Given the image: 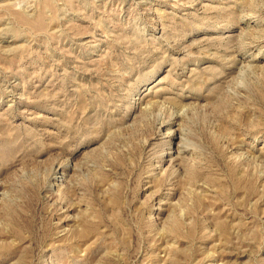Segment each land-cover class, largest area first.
I'll return each mask as SVG.
<instances>
[{"label": "rangeland", "instance_id": "obj_1", "mask_svg": "<svg viewBox=\"0 0 264 264\" xmlns=\"http://www.w3.org/2000/svg\"><path fill=\"white\" fill-rule=\"evenodd\" d=\"M0 264H264V0H0Z\"/></svg>", "mask_w": 264, "mask_h": 264}]
</instances>
